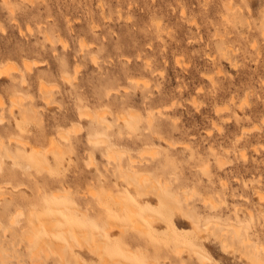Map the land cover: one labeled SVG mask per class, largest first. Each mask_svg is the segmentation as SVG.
Wrapping results in <instances>:
<instances>
[{
  "label": "rangeland",
  "instance_id": "rangeland-1",
  "mask_svg": "<svg viewBox=\"0 0 264 264\" xmlns=\"http://www.w3.org/2000/svg\"><path fill=\"white\" fill-rule=\"evenodd\" d=\"M0 72V264H200L185 241L200 215L234 236L194 238L204 264L264 258V0H0ZM151 180L180 205L173 230L160 213L176 210L128 184ZM70 193L99 217L29 216Z\"/></svg>",
  "mask_w": 264,
  "mask_h": 264
},
{
  "label": "bare ground",
  "instance_id": "bare-ground-1",
  "mask_svg": "<svg viewBox=\"0 0 264 264\" xmlns=\"http://www.w3.org/2000/svg\"><path fill=\"white\" fill-rule=\"evenodd\" d=\"M158 25V24H157ZM95 58V57H94ZM94 62V61H93ZM35 63V62H34ZM95 63V62H94ZM97 63V62H96ZM4 66V65H3ZM26 67V66H25ZM28 67V66H27ZM0 73H2V72H0ZM4 73V72H3ZM22 83H23V81H22ZM40 86H42V85H40ZM45 86V85H44ZM42 91H43V93H45V92H47V89H46V91H45V89H42ZM50 91V90H49ZM48 91V92H49ZM47 92V93H48ZM46 95V94H45ZM45 99H46V102H47V99H48V97L46 98L45 97ZM49 101V100H48ZM47 103H49V102H47ZM104 113V112H103ZM89 115H90V113H89ZM100 115V114H99ZM104 116V115H103ZM103 116H95L96 117V119L97 120H100V118L101 117H103ZM109 126H107V130H109ZM70 130V129H69ZM66 133V132H65ZM64 134V133H63ZM63 134H61L60 136L61 137H63L64 139H66V137H65V135H63ZM67 134V133H66ZM60 136H58V137H60ZM69 137V136H68ZM101 138V140H98V138H88L87 140H88V142L89 143H94V144H98V143H100V144H105L106 142H107V140H106V138L105 137H103V136H101L100 137ZM68 139V138H67ZM19 144H22V145H24V143H22L21 142V140H16ZM56 140L54 141V139H52L51 140V145L52 146H56ZM173 144V143H172ZM59 145V144H58ZM59 149V147L56 149V150H58ZM124 153V151H120V150H118V149H110L108 152H107V154H106V156H107V158H115V156L116 155H119V154H123ZM142 154V153H141ZM154 155V154H153ZM130 162H131V164L132 165H135L136 164V161L135 160H133V159H131V160H129ZM141 163V162H140ZM124 173H127V172H124ZM140 181H141V179H139L138 180V183H140ZM128 184H129V187L131 188V189H133V190H135V192H142L143 193V199H144V201H146V200H148L150 203L152 202L151 201V197H155V200H156V202H157V198H156V196H158V198L161 200V201H165L166 203H167V206L170 208H174L176 211L175 212H173L172 214L173 215H170V210L169 209H167V210H164L163 212H161L160 214L162 215V216H164V218L166 219V220H164L166 223L165 224H167V229H169V230H173V229H175V227H176V224H174L171 220H170V217H174V216H176V215H179L180 213H181V208H180V205H176L175 203H173V202H171L170 201V198L167 196V194L166 193H164L163 191H162V189H161V187L155 182V180H151V186H145V187H143V188H136V187H133L132 186V184H130V182H128ZM164 183L162 182V184L161 185H163ZM148 188L150 189V190H148ZM1 189V188H0ZM137 190V191H136ZM63 191V190H62ZM68 191V190H67ZM67 191H65L66 193H67ZM149 191L150 192H152L153 194H154V196H152L151 194H149ZM38 192V191H37ZM64 192V191H63ZM63 192H61V194H63ZM64 192V193H65ZM39 193H41V192H39ZM42 194V193H41ZM68 194V193H67ZM67 194H65V197L67 198V199H69V202L71 203H73L74 201L73 200H71V196L70 195H72L71 193L69 194V196L67 195ZM2 195H4V193L2 192V191H0V197L2 196ZM62 196V195H61ZM64 196V195H63ZM69 198H68V197ZM53 197V196H52ZM50 198V197H48V195L47 196H40V194H39V196L37 197L38 199V201L37 200H35V203H36V205H34V206H31L32 207V209L29 207V209H31L30 210V214H29V216H34V217H41V215H46L45 217H47V216H50L51 218L53 217V216H57V215H61V216H64V217H67L66 218V220H67V222L70 224V225H73V223L74 222H76L77 220H76V218L77 217H81V218H87V217H99V215H100V212H98L97 211V209H96V207L93 205L92 207H93V210L92 211H90V209H89V207H87L86 205H85V208L83 207V206H81V207H83V208H81V207H79L78 208V206L76 205H74V203L72 204V205H74L75 207H71V206H69L70 208L68 209L67 208V206H63L64 208H61L60 206H53L54 205V203L55 204H61V203H63L65 200H67V199H64V198H61V200H57L58 199V197L56 198V196L55 197H53V198ZM63 199H64V201H63ZM154 199V198H153ZM71 200V201H70ZM159 200V201H160ZM18 201V200H17ZM17 201H15V202H17ZM62 201V202H61ZM210 201V202H209ZM13 203V202H11V204L12 205H14V204H16V203ZM23 202V201H22ZM22 202H21V200H20V204H22ZM207 202H209V203H207ZM53 203V204H52ZM65 203V202H64ZM76 203V202H75ZM203 203H205V204H210V206H211V209L213 210V212H216V210L215 209H217V204H218V202L215 200V199H213L212 197L211 198H205L204 199V202ZM28 205V204H27ZM16 206H17V204H16ZM62 206V205H61ZM19 207H20V205H19ZM34 207V208H33ZM9 208V207H8ZM15 208V210H16V207H14ZM67 208V209H66ZM18 209V208H17ZM22 209V208H21ZM121 209V208H120ZM13 210V209H12ZM27 211H29L28 209H27ZM26 211V212H27ZM137 211H138V209L135 207V206H130L128 209H126V210H124V212L127 214V216H131L132 217V213H136V214H138L137 213ZM198 212V211H197ZM8 213H10V212H8ZM12 213V212H11ZM152 213V212H151ZM153 213H155L154 211H153ZM19 214H21L20 212H15V216H13L14 214L12 213L9 217H16V215H19ZM135 214V215H136ZM149 214V213H148ZM9 215V214H8ZM135 215H134V217H135ZM151 215V214H150ZM152 216H155L154 214H152ZM152 216H148V217H146L145 216V220H142V222L143 221H145V224H142V222H139V223H141V225H135V227L136 228H138V229H140V230H142V231H146V232H150V233H152L151 232V230L153 231V233H155V231H160V229H159V223L158 222H160L161 220H160V217L158 218V217H152ZM184 216H188V215H184ZM20 217V216H19ZM180 217V216H179ZM192 217V216H191ZM194 217H198V218H195L194 220H190L191 222H192V228H193V235H187L186 237H185V241H186V244L188 245V248H189V250L190 251H192V252H194L193 254L196 256V259H198V261L200 262V264H204V262H206V261H208L209 260V258L204 254V252H203V248H202V242L201 241H198V242H195V240H194V238H197L198 240L200 239H202V238H205L206 239V237H205V234L204 233H213V234H215V235H217L220 239H221V241L222 242H226V241H230V244H231V246H232V243H231V241H233V238H234V236H231L230 237V239L227 237V234H228V232H229V228L228 227H226V228H224V229H220L219 231H217V232H212V230H211V227L209 226V224L208 223H203V222H201V220H200V217H201V215L200 216H194ZM50 218V219H51ZM107 218V217H106ZM138 218V217H137ZM49 219V218H48ZM110 219V218H109ZM109 219H108V221H109ZM139 219V218H138ZM47 220V219H46ZM55 220V219H54ZM64 220V219H63ZM92 220V219H91ZM158 220V222H156ZM160 220V221H159ZM9 221H11V220H9ZM30 221V220H29ZM53 221V220H52ZM87 221H89V220H87ZM13 222H16V219H13ZM19 222V221H18ZM60 222V221H59ZM93 222V221H92ZM162 222V221H161ZM160 222V223H161ZM190 222V223H191ZM32 223V222H31ZM47 223H48V221H47ZM46 223V224H47ZM108 223V222H107ZM158 223V224H157ZM1 224V223H0ZM43 224V223H42ZM75 224V223H74ZM149 224H151V225H153L154 227H155V230L151 227V226H149ZM17 226V225H16ZM38 226V225H37ZM39 226H41V225H39ZM79 226V225H78ZM77 226V227H78ZM88 226V225H87ZM30 227V226H29ZM62 227V226H61ZM68 227H70V226H68ZM82 227V226H81ZM91 227V226H90ZM89 227V228H90ZM51 228H52V225H51ZM84 228V227H83ZM89 228H87V229H89ZM94 228H96V227H94ZM106 228V227H105ZM113 228V227H112ZM117 228H119V227H117ZM116 228V229H117ZM21 229V228H20ZM49 226L47 227V226H45V225H42V227H40V228H37V227H32L31 226V228H30V230H28L26 233H27V235H26V233H25V235L24 236H29L28 238H29V240H34V238H36V237H39V235H43V234H38V232L39 231H42V232H45L46 234H47V232L49 231ZM72 229V228H71ZM79 229V228H78ZM98 229V228H97ZM100 229V228H99ZM104 229V228H103ZM123 229H124V227H123ZM59 230V229H58ZM93 230V229H92ZM95 230V229H94ZM93 230V231H94ZM113 230V229H112ZM117 230H119V229H117ZM10 231V230H9ZM66 231V230H65ZM68 231V230H67ZM89 231V230H88ZM105 231V235H106V230H104ZM90 232V231H89ZM233 232H234V234L238 237L239 235L241 236V234H245V237L243 238H240L239 239V244H241L240 246H243V248H247V247H249V246H252L251 244H250V236H249V234L248 233H242L243 232V230L241 229V227L238 225V226H236V225H234V228H233ZM5 233V232H4ZM51 233H53V232H51ZM93 234V233H92ZM4 235V234H3ZM89 235V234H88ZM104 235V236H105ZM12 236V235H11ZM47 236V235H46ZM93 236V235H92ZM102 236V235H101ZM3 237V236H2ZM41 237V236H40ZM49 237V236H48ZM217 237V238H218ZM27 238V239H28ZM43 238V237H42ZM51 238H53V237H51ZM89 238V237H88ZM90 238H91V236H90ZM1 239H3V238H1ZM75 239H76V237H75ZM85 239V238H84ZM86 240V239H85ZM76 241H77V239H76ZM108 241V240H107ZM82 242V241H81ZM59 243V242H58ZM79 243V242H78ZM89 243V242H88ZM229 243V242H228ZM227 243V244H228ZM6 244V243H5ZM105 244V243H104ZM75 245V244H74ZM90 245H92V247H91V249L92 250H96L99 246H100V243H99V240L98 239H96V238H93V241H92V244H90ZM65 246V245H64ZM72 246V245H71ZM70 246V247H71ZM77 246H79V244L77 245ZM84 246V245H83ZM76 247V246H75ZM103 247V246H102ZM105 247V246H104ZM47 248V247H46ZM74 248V247H73ZM232 248V247H231ZM52 249V248H51ZM258 249H260V250H262V251H264V248L262 247V246H259V245H257V244H254L253 245V251H257ZM54 251H55V249H53ZM98 250V249H97ZM90 251V250H89ZM245 251V250H244ZM40 252V251H39ZM56 252H59V253H62L61 252V250L60 249H56ZM91 252V251H90ZM93 252V251H92ZM91 252V253H92ZM47 253V252H46ZM55 253V252H54ZM242 253V252H241ZM240 253V254H241ZM246 251H245V255H246ZM40 254V253H39ZM45 255V254H44ZM39 257V256H38ZM47 257V256H46ZM45 257V258H46ZM248 259H250V261H251V263L252 264H264V258H260L259 256H256L254 253H248ZM11 259V258H10ZM17 259H19V257L17 258ZM3 260V259H2ZM32 261V260H31ZM35 261V260H34ZM18 262V261H17Z\"/></svg>",
  "mask_w": 264,
  "mask_h": 264
}]
</instances>
